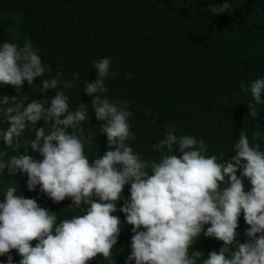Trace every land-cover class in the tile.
Returning <instances> with one entry per match:
<instances>
[{
	"label": "clouds",
	"instance_id": "clouds-1",
	"mask_svg": "<svg viewBox=\"0 0 264 264\" xmlns=\"http://www.w3.org/2000/svg\"><path fill=\"white\" fill-rule=\"evenodd\" d=\"M231 10L227 0L211 7L213 15ZM110 65L111 58L96 60L93 69L97 78L88 81L84 89L92 97L96 119L105 122L100 131L106 134L109 147L94 161L85 154L81 126L89 106L82 102L70 111L65 94L75 84L63 81L59 87V78L41 80L39 91L58 89L47 107L41 100L25 106L17 97L0 99V105L15 102L13 107L0 106V116L6 115L10 121L2 133L9 146L22 136L26 121L36 124L43 120L50 129L47 133L43 127L37 129L36 139L27 142L42 154V160L21 154L7 163L0 162V170L19 169L27 176L29 190L40 186L54 202L71 198L76 209L86 206L82 214L57 224L55 212L8 187L0 201V256L16 250L21 257L19 264H88L98 254L111 260L121 232L120 217L113 213L130 183V200L120 211L133 226L128 259L135 264H198L202 252L189 254V249L201 233L223 241L219 252L211 251L202 264H264V151L260 145H253L247 132L241 130L236 155L218 161L216 155H204L208 146L203 140L187 134L177 136V129L168 125L164 138L152 146L159 160L142 159L128 143L135 138L128 122L132 115L128 101H112L101 95L107 92L106 79L116 75L110 72ZM46 71L49 69L30 42L23 46L10 40L0 44V83L20 91L25 81L31 86ZM73 75L79 80L78 73ZM240 87L245 93L250 91L248 116L256 118L257 105L264 104V78L248 85L241 82ZM251 135L256 139L260 132ZM177 146L182 155L173 154ZM241 168L242 176L251 183L250 191H245L237 175ZM241 212L250 238L243 243L237 239ZM32 241L38 243L33 246ZM8 264H12L10 255Z\"/></svg>",
	"mask_w": 264,
	"mask_h": 264
},
{
	"label": "trees",
	"instance_id": "trees-1",
	"mask_svg": "<svg viewBox=\"0 0 264 264\" xmlns=\"http://www.w3.org/2000/svg\"><path fill=\"white\" fill-rule=\"evenodd\" d=\"M227 2L231 11L213 15L211 7L221 6L223 0H0V44L10 40L23 46L30 42L49 69L33 85L25 81L20 91L0 83V99L17 97L25 106L41 100L47 107L58 89L39 91L41 80L59 78V87H63V81L75 84L65 94L70 111L77 110L82 102L89 106L81 126L85 154L94 161L109 147L106 134L100 131L105 122L96 119L92 97L84 89L88 81L97 78L93 63L108 57L110 72L116 75H109L107 92L101 95L112 101H128L132 113L128 122L135 137L128 143L142 159L159 160L152 146L164 138L168 125L177 129V136L187 134L203 140L208 146L204 155H216L218 161L236 155L235 143L241 130L264 151V104L257 105L256 118L248 116L251 93L240 87L241 82L248 85L264 78V0ZM74 73L79 74V80ZM14 104L9 100L0 106ZM9 127L7 116H0V162L7 163L21 154L43 159L27 142L36 139V130L41 127L46 133L50 131L45 121H26L22 136L14 138L13 146L2 135ZM253 131H259L260 136L253 139ZM17 143L19 148L15 147ZM173 154L182 155L178 146ZM237 175L245 191H250L251 183L242 176V168ZM8 187H15L18 195L34 198L41 207L55 212L57 224L82 214L86 207L76 209L71 198L54 202L40 186L29 190L27 176L19 169L0 170V201ZM130 187V183L125 185L118 210L113 213L120 217L121 232L111 260L98 254L88 264H135L128 259L133 226L120 211L130 200ZM209 226L205 225V231ZM248 227L241 212L237 239L242 243L250 239L246 235ZM36 243L32 241L33 246ZM222 247L223 241L201 233L189 254L201 251L198 264H202L211 251L219 252ZM9 255L12 264H19L21 257L16 250L0 256V264H8Z\"/></svg>",
	"mask_w": 264,
	"mask_h": 264
}]
</instances>
